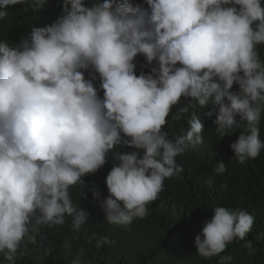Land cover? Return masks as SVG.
<instances>
[{"label": "clouds", "instance_id": "obj_1", "mask_svg": "<svg viewBox=\"0 0 264 264\" xmlns=\"http://www.w3.org/2000/svg\"><path fill=\"white\" fill-rule=\"evenodd\" d=\"M43 3L0 0V18L7 16V6L36 11ZM146 4L63 0L62 14L50 25L33 26L15 46L0 40V255L8 264H16L18 251L28 245L43 247L37 239L41 225L62 226L71 217L73 230L84 228L88 213L73 204L69 189L100 169L120 144L143 151L113 152L118 163L106 176L109 195L101 208L110 224L144 219L164 180L183 172L176 157L203 143L196 115L172 139L162 131L181 97L217 106L214 123L221 137L239 126L237 115L246 122L230 145L239 163L257 158L264 148L259 129L264 61L257 51L264 44V2ZM138 54L155 62L150 72L136 74ZM89 69L99 75L103 98L92 79H85ZM187 111L180 107L172 118ZM213 171L222 175L226 166L218 162ZM213 213L194 240L205 259L245 240L254 223L243 209L216 206ZM94 238L95 233L88 242ZM114 243L105 235L96 247ZM243 246L255 252L250 240ZM61 247L71 252L73 245L66 238ZM71 255L70 264H83L85 249ZM231 260L223 256L220 264Z\"/></svg>", "mask_w": 264, "mask_h": 264}, {"label": "trees", "instance_id": "obj_2", "mask_svg": "<svg viewBox=\"0 0 264 264\" xmlns=\"http://www.w3.org/2000/svg\"><path fill=\"white\" fill-rule=\"evenodd\" d=\"M94 2L85 0L89 6ZM130 2L133 6L148 7L146 0ZM62 9L63 0H44L43 6L36 11L27 5L7 6V16L0 18V40L15 46L33 26L53 23L62 14ZM257 51L264 61V44L257 45ZM134 63L137 75L148 73L155 66V62L148 64L142 54L135 57ZM84 75L85 79H92L98 96L103 98L99 75L91 69L84 70ZM233 90H238V85L234 84ZM183 106H187L188 111L174 120L173 114ZM216 108L211 102L201 107L198 102L190 103L184 97L173 106L162 131L172 139L186 132L188 121L196 115L203 125V143L196 150L185 151L176 157L183 172L178 178L173 176L164 180L163 191L147 205L148 215L144 219H135L127 226L110 224L105 220L101 204L109 195L106 176L118 163L113 152L143 151L117 145L100 169L85 175L81 182L69 189L73 204L88 213L84 228L80 232L73 230L71 217H66L62 226H39L37 239L43 247L28 245L26 249L22 248L18 251L16 264H70L74 258L71 253L78 252L81 247L85 249L83 264H220L223 256L232 257L229 264H264V148L257 158L239 163L230 145L246 130V122L237 115L239 126L231 134L221 137L214 123ZM209 111L213 113L211 116L206 115ZM259 129L260 139L264 142V112ZM218 162L226 166L222 175L213 171ZM92 189L99 193L98 197H93ZM216 206L246 210L254 217V223L245 240L236 239L219 255L205 259L197 253L194 240L201 234L204 223L213 216ZM93 233L95 238L89 243L88 238ZM105 235L115 243L104 244L98 249L96 240ZM66 238L73 245L71 252L61 247ZM247 240L255 249L252 254L243 246ZM45 249L50 250L48 255H45ZM0 264H8L2 255Z\"/></svg>", "mask_w": 264, "mask_h": 264}]
</instances>
